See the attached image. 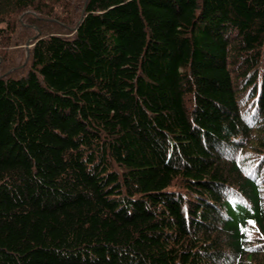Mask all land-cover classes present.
<instances>
[{"label":"trees","instance_id":"obj_1","mask_svg":"<svg viewBox=\"0 0 264 264\" xmlns=\"http://www.w3.org/2000/svg\"><path fill=\"white\" fill-rule=\"evenodd\" d=\"M0 264H264V0H0Z\"/></svg>","mask_w":264,"mask_h":264},{"label":"rangeland","instance_id":"obj_2","mask_svg":"<svg viewBox=\"0 0 264 264\" xmlns=\"http://www.w3.org/2000/svg\"><path fill=\"white\" fill-rule=\"evenodd\" d=\"M30 46H31L30 41H26V43H23V44H22V48H21V49H22V52H27ZM26 54H27V53H25L24 56H25ZM18 59H19V57H18ZM248 153H251V152H248ZM248 153H246L245 155H246V156H250Z\"/></svg>","mask_w":264,"mask_h":264},{"label":"bare ground","instance_id":"obj_3","mask_svg":"<svg viewBox=\"0 0 264 264\" xmlns=\"http://www.w3.org/2000/svg\"><path fill=\"white\" fill-rule=\"evenodd\" d=\"M35 29V28H34Z\"/></svg>","mask_w":264,"mask_h":264}]
</instances>
